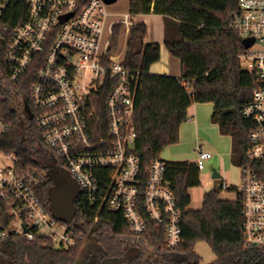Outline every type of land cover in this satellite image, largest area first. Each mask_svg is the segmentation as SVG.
<instances>
[{"label":"built area","instance_id":"2783aa9c","mask_svg":"<svg viewBox=\"0 0 264 264\" xmlns=\"http://www.w3.org/2000/svg\"><path fill=\"white\" fill-rule=\"evenodd\" d=\"M26 5L20 24L11 29L0 24V43L5 47L4 81L18 87V104L26 105V90L33 109L34 144L46 147L75 180L77 199L88 209L121 214L135 235L146 231L147 222L162 225L166 246L177 247L181 210L165 178V163L154 159L142 171L133 152L139 73L124 68L123 60L109 52L112 27L121 22H108L104 0H26ZM6 7L7 0H0V17ZM232 24L241 41L253 40L249 48L242 47L239 59L256 82L250 102L241 109L251 126L238 189L243 244L264 250V0H238ZM107 87L108 93L100 94ZM10 130L0 118V138ZM210 158V152L198 150L197 169ZM17 164L15 152H0V202L10 219L8 229L0 224V238L40 237L59 249L83 239L73 220L52 217L49 202L40 195L42 175ZM228 187L222 184V189Z\"/></svg>","mask_w":264,"mask_h":264},{"label":"trees","instance_id":"16d2710c","mask_svg":"<svg viewBox=\"0 0 264 264\" xmlns=\"http://www.w3.org/2000/svg\"><path fill=\"white\" fill-rule=\"evenodd\" d=\"M127 1L131 19L148 14L163 18L164 46L181 64L180 78L151 74L149 67L159 60L160 45L143 42L144 23L131 25L122 66L139 73L132 119L136 134L133 152L141 170L178 142L179 126L188 119L187 108L193 103L213 104L211 122L220 134L230 137L231 157L237 156L242 163L251 126L241 109L250 102L256 82L242 69L239 59L241 38L232 24L238 0ZM26 10V0H7L0 24L10 29L17 26ZM122 25L112 27L110 53L116 48ZM4 48L0 43V118L11 130L0 138V152H15L20 170H37L42 175L40 195L48 203L51 158L35 148L33 119L24 128L20 124L25 106L31 113L33 109L26 90L22 94L26 105L18 104V87L4 81ZM107 93L108 87L100 91L103 96ZM163 162L165 178L181 210V242L177 247L166 246L162 225L147 222L146 231L135 235L121 214L88 209L79 198L75 200L73 225L84 234L83 239L69 249H59L44 238L28 241L11 234L0 238V264H202L195 251L198 242L206 243L214 254V260L206 264H264V250L248 249L243 244L240 192L229 186L227 190L235 193V199L221 200L218 191H208L202 196L201 208L190 210L189 189L200 185L199 170L195 163ZM9 222L6 206L0 202L2 229H8Z\"/></svg>","mask_w":264,"mask_h":264},{"label":"crops","instance_id":"0c3cea01","mask_svg":"<svg viewBox=\"0 0 264 264\" xmlns=\"http://www.w3.org/2000/svg\"><path fill=\"white\" fill-rule=\"evenodd\" d=\"M137 18L140 19L137 22H142L146 26V34L143 42L158 43L160 45L159 60L149 67V72L155 75H167L180 78V61L167 51L163 43V18L153 14H149V16H137ZM134 23L136 22L132 24ZM212 111V103L191 104L187 108L188 119L179 126L178 142L164 149L163 152H167L166 160L159 158L163 161L195 163L197 151L202 150L210 152L211 158L205 161V166L201 171L208 170L206 164L213 168L220 166L225 168L226 163H230L231 161V139L227 135L220 134L218 126L211 122ZM212 170L213 176L217 175V178H220V174L214 172V169Z\"/></svg>","mask_w":264,"mask_h":264},{"label":"rangeland","instance_id":"374dc122","mask_svg":"<svg viewBox=\"0 0 264 264\" xmlns=\"http://www.w3.org/2000/svg\"><path fill=\"white\" fill-rule=\"evenodd\" d=\"M108 12L110 13V17L108 18V22L118 21L123 23L117 39V45L114 50L111 51V54L114 56H118L119 60H122L125 54L126 42L128 38L129 28L131 27L128 23L136 22L140 19L133 18L131 19L128 15V1L127 0H117L115 3L108 5ZM154 15V14H153ZM149 16V14H148ZM106 36H108V31L106 32ZM33 138L34 135L31 134ZM35 148L40 149L43 153L49 154V150L46 147H39L35 144ZM164 151V150H163ZM161 152L160 158L166 160L167 152ZM51 167L55 171H61L63 167L55 160L51 159L49 161ZM222 165V164H221ZM208 170H203L199 172L201 185L192 188L189 190L190 196V210H199L202 205V196L204 193L216 190L218 191V197L221 200H233L235 198V193L222 189L221 185L226 183L228 186H234L236 189L241 187V179H240V161L237 156L231 157L230 163H226L225 168L217 167L213 168L212 166H207ZM220 174V178H213V170ZM195 251L201 257L202 264L209 263L214 260V254L210 247L204 242H198L195 245Z\"/></svg>","mask_w":264,"mask_h":264},{"label":"water","instance_id":"95a60500","mask_svg":"<svg viewBox=\"0 0 264 264\" xmlns=\"http://www.w3.org/2000/svg\"><path fill=\"white\" fill-rule=\"evenodd\" d=\"M117 0H104L108 5L115 3ZM253 43L252 39H243L242 47L247 49ZM28 118L31 119V113L25 107ZM22 125V122H20ZM48 177L52 181V187L48 191L49 211L53 218L64 223H71L75 214V200L79 196L78 185L75 180L65 170L55 171L50 169ZM217 178V175L213 176ZM26 231V230H25Z\"/></svg>","mask_w":264,"mask_h":264},{"label":"flooded vegetation","instance_id":"af4514ba","mask_svg":"<svg viewBox=\"0 0 264 264\" xmlns=\"http://www.w3.org/2000/svg\"><path fill=\"white\" fill-rule=\"evenodd\" d=\"M28 120H30L29 118H28V116H24L23 117V121H22V128H24V126L26 127L27 125H26V123L28 122Z\"/></svg>","mask_w":264,"mask_h":264}]
</instances>
